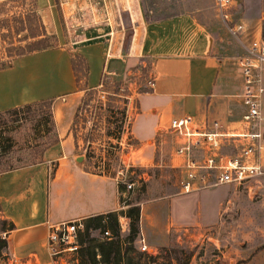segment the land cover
Returning <instances> with one entry per match:
<instances>
[{"label":"crops","instance_id":"1","mask_svg":"<svg viewBox=\"0 0 264 264\" xmlns=\"http://www.w3.org/2000/svg\"><path fill=\"white\" fill-rule=\"evenodd\" d=\"M183 1L192 5L175 12L171 0H92L91 10L80 9L79 0H35L45 33L54 35L56 42L53 47L19 56L13 65L0 69V111L40 99L54 101L76 91L79 87L71 58L80 54L88 65L85 88L95 86L102 70L121 75L140 63L153 66L155 81L152 87L135 94L128 129L134 142L131 146L136 151L147 149V162L153 166L158 165L152 155L157 143L172 141L176 147L181 141L169 129L173 118L190 115L196 126L208 129L214 121L223 129L233 127L243 113L239 67L243 50L238 45L223 43L217 31L201 21L205 19L203 0ZM237 4L236 0L232 13ZM262 17L264 11L255 15L254 20L243 19L255 23ZM76 20L90 24L85 29L87 33L103 34V38L94 40L98 44L103 42L102 54L81 52L86 50L87 43L83 48L73 44L78 51L74 54L62 47L64 31L72 32ZM100 20L103 22L98 23ZM26 62L34 64L28 67ZM45 74L48 81L43 87ZM40 85L41 89L35 91ZM53 117L56 141L43 150L41 158L0 172V214L13 225L3 232L6 251L26 261L25 264H50L46 247L48 224L73 219L86 223L91 217L115 212L120 233L128 231L129 218L119 213L127 212L126 208L131 206L122 200L125 187L113 176L89 170L85 160L79 161L82 156L76 154L78 142L68 130L71 114L66 118L56 110ZM171 154L169 172L179 174L172 185L175 190L134 205L139 207L136 242L142 237L153 250L168 244L171 228L177 231L184 226L203 228L216 224L224 199L223 189L181 193L180 160L174 152ZM260 161L263 164L264 149ZM128 255L121 249L115 261L110 258V264H128L127 259L133 258ZM99 257L97 254L96 258ZM81 259L79 251L77 264H91L82 263ZM61 264H70L67 257L61 259Z\"/></svg>","mask_w":264,"mask_h":264},{"label":"rangeland","instance_id":"2","mask_svg":"<svg viewBox=\"0 0 264 264\" xmlns=\"http://www.w3.org/2000/svg\"><path fill=\"white\" fill-rule=\"evenodd\" d=\"M79 1L80 9L88 7V10H91L92 0ZM237 2L233 10L234 20L245 21L243 18L249 17L254 20L255 15L259 16L264 11L263 0ZM94 5L97 7L98 3L95 2ZM170 5L176 12L179 8L192 4L183 0H180V3L171 0ZM202 5L205 19L201 21L214 28L223 43L240 47L217 17L214 0H203ZM36 9L35 0H0V69L13 65V60L19 57L17 53L37 40L32 37L41 33ZM81 23L76 20L72 32L64 31L62 47L69 54H74L78 51L73 49V44H80L83 48V44L87 43L86 50L81 49V52L102 54L103 42L98 44L94 40L103 38V34H89L85 29L90 24ZM25 64L29 67L34 62ZM154 71L153 66L148 63L145 66L140 63L134 68H128L121 75L109 74L102 70L95 86L85 88L84 74L80 70L79 88L54 99L51 105L32 106L14 115L0 113V172L36 162L41 158L43 146L56 137L53 112L55 114L57 110L59 114L64 113L66 118L67 114L72 115L68 130L78 142L76 154L82 156L79 161L85 160L89 170L113 177L118 169L127 170L126 177L134 182V187L125 191L122 197L124 204L134 206L139 201L155 199L175 190L172 185L179 174H170L168 166L172 158L171 153L174 152V143L168 141L156 144L152 155L158 165L153 166L152 162H147V149L145 152L136 151L135 147L131 146L134 142L128 131L134 113L135 94L147 88L149 82L155 81ZM47 81L45 74L42 78L43 87L47 85ZM42 86H36L35 91L40 90ZM244 109L242 106L240 111L244 112ZM239 149V141L230 140L224 143L221 151L229 153ZM143 157L145 159L138 163ZM210 190H222L224 199L219 221L203 228L184 226L177 231L171 228L168 244L155 250L151 249L152 253L139 251V244L136 242L139 229L129 243V219L128 231L120 235L124 242L123 247L127 250L126 254L133 256L132 259H127V263L264 264V177L252 179L239 186L224 184ZM184 198L186 197H181V200ZM192 206H195L194 203L191 208ZM2 219L0 214V229ZM90 236L97 240L105 238L100 229H92ZM8 255L5 248L0 246V264H9Z\"/></svg>","mask_w":264,"mask_h":264},{"label":"built area","instance_id":"3","mask_svg":"<svg viewBox=\"0 0 264 264\" xmlns=\"http://www.w3.org/2000/svg\"><path fill=\"white\" fill-rule=\"evenodd\" d=\"M235 1L214 0V9L230 36L243 50L239 56V67L243 83L242 105L245 109L240 120L229 129H223L216 121L210 129L196 126L190 115L171 119L170 131L181 138L174 149V157L180 160L178 168L182 172L179 181L181 193L224 184L239 186L264 177V165L260 161L264 149V17L255 23L234 20L232 8ZM152 86L153 82H149L148 87ZM230 140H238L240 149L223 153L222 146ZM126 176L127 170L123 168L115 173L118 183L130 191L134 182ZM84 228L82 219L48 224L46 247L50 264H61L64 257L70 264L78 263L80 234ZM102 236L111 237L110 230L105 229ZM138 243L139 251L152 253L153 250L142 237ZM7 262L26 263L10 255Z\"/></svg>","mask_w":264,"mask_h":264},{"label":"trees","instance_id":"4","mask_svg":"<svg viewBox=\"0 0 264 264\" xmlns=\"http://www.w3.org/2000/svg\"><path fill=\"white\" fill-rule=\"evenodd\" d=\"M37 17L40 21V28L41 33L32 36L33 38L37 39L32 42L30 45L27 46L25 50H22L17 53V56H22L26 54L33 53L35 51H40L43 49H47L53 47L56 42V37L54 35H47L44 31L41 19L37 14ZM71 65L73 72L75 74L77 84L80 81L79 78V71L82 70L84 80L86 79L88 65L85 58L80 54H75L71 58ZM53 102V99H40L32 102H28L17 107L0 111V113H7V114H17L20 111L28 110L32 106H49ZM54 125V121H53ZM56 141V137L49 141L45 146H43L42 150L47 148L49 145ZM43 152V151H42ZM41 152V154H42ZM28 165V164H25ZM24 166V165H21ZM20 167V166H18ZM17 168V167H16ZM13 169V168H11ZM9 170V169H6ZM5 171V170H3ZM2 172V171H1ZM123 185V184H122ZM124 186V185H123ZM121 187V186H119ZM120 214H125L130 219V237L129 243L134 239L136 234L138 233V224H139V207L138 206H131L127 212H119ZM2 227L0 229V246L5 248L6 250V239L2 235L3 232L6 230L12 229L13 225L6 219L1 220ZM6 224V226H4ZM85 224V228L83 232L80 234V244L81 248L79 251L81 252V262L82 263H91V264H110V258L116 260L117 255L119 254L120 250L122 249L125 252L123 244L124 242L121 240L122 235L120 233L119 223H118V213L109 212L104 215H97L87 219ZM92 229H100L101 233L108 229L111 232V237H105L103 240H97L94 237L90 236V231ZM127 251V250H126ZM99 254L100 257L97 259L96 255Z\"/></svg>","mask_w":264,"mask_h":264}]
</instances>
